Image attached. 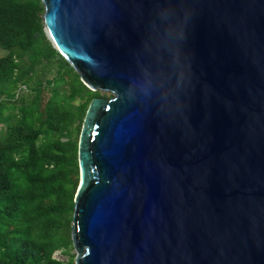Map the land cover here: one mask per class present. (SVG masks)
<instances>
[{"label":"water","instance_id":"water-1","mask_svg":"<svg viewBox=\"0 0 264 264\" xmlns=\"http://www.w3.org/2000/svg\"><path fill=\"white\" fill-rule=\"evenodd\" d=\"M91 101L74 264H264V0H41Z\"/></svg>","mask_w":264,"mask_h":264},{"label":"trees","instance_id":"trees-1","mask_svg":"<svg viewBox=\"0 0 264 264\" xmlns=\"http://www.w3.org/2000/svg\"><path fill=\"white\" fill-rule=\"evenodd\" d=\"M42 13L41 0H0V264H74L79 134L91 101L111 96L53 49Z\"/></svg>","mask_w":264,"mask_h":264},{"label":"rangeland","instance_id":"rangeland-1","mask_svg":"<svg viewBox=\"0 0 264 264\" xmlns=\"http://www.w3.org/2000/svg\"><path fill=\"white\" fill-rule=\"evenodd\" d=\"M5 55H6V51H4V50H2L0 48V57H3ZM45 77L50 78L51 77V73L50 72L46 73ZM100 92L102 94H105V93L108 94L107 92H102V91H100ZM70 255H72L73 258L75 257L74 250L71 251ZM53 257L56 258V259L62 260V261H66L69 258V256L62 255L60 252H56Z\"/></svg>","mask_w":264,"mask_h":264}]
</instances>
